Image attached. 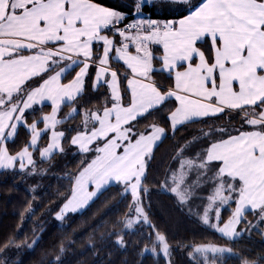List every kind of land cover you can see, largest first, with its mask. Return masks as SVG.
Returning <instances> with one entry per match:
<instances>
[{
    "label": "snow or ice",
    "instance_id": "1",
    "mask_svg": "<svg viewBox=\"0 0 264 264\" xmlns=\"http://www.w3.org/2000/svg\"><path fill=\"white\" fill-rule=\"evenodd\" d=\"M145 2L164 15H178L179 10L187 14L154 19L151 12L144 13ZM97 44H102V51L94 50ZM153 45L162 50L158 53ZM113 61L122 62L125 71L121 73ZM91 65L96 66L93 89L106 85L108 96L103 107L83 111L81 130L71 137L85 159L68 176L72 183L57 218L119 182L122 196L132 198L125 226L142 221L156 228L143 207L141 191H148L143 184L146 160L166 130L157 123L142 129L137 124L138 118L158 112L174 98L166 117L173 134L177 127L225 112L239 116L242 123L198 129L199 134L178 150L179 167L166 176L171 192L181 204L206 199L189 213L233 242L250 231L248 226L238 228L242 222L258 226L247 221L249 210H258L257 221L264 223V0H129L125 10L105 0H0V169H15L18 163L20 170L31 166L35 172L33 150L38 149L42 159L50 158L54 150L64 151L65 133L55 129L81 114L77 100L84 94ZM156 72L166 73L172 83L157 81ZM46 100L51 101V111L28 123L26 110L35 111L33 105ZM65 103L74 107L58 118ZM21 124L30 138L11 152L7 141L14 140ZM48 129L51 136L41 148L38 141ZM201 141L206 148L193 157L184 156L188 145ZM193 171L196 177L189 184ZM209 183L206 197H193V187ZM225 209L230 212L227 218L222 215ZM117 241L125 243L122 236ZM13 243L9 238L4 248ZM186 247L192 249L188 255L193 260L201 258L199 264H217L226 253L237 256L240 264L264 260V254L249 259L210 241ZM144 250L167 258L171 245L164 232L155 230L151 248L145 244ZM59 251H64L62 244ZM54 264H62L59 256Z\"/></svg>",
    "mask_w": 264,
    "mask_h": 264
},
{
    "label": "trees",
    "instance_id": "2",
    "mask_svg": "<svg viewBox=\"0 0 264 264\" xmlns=\"http://www.w3.org/2000/svg\"><path fill=\"white\" fill-rule=\"evenodd\" d=\"M126 1L105 0L109 6H120L121 10H125ZM143 11L145 14L151 12L152 18L163 19L179 18V15L187 14L181 12L178 15H164L157 13L148 4L144 5ZM96 48L101 51L100 46L96 45L94 50ZM153 48L158 53L161 51L158 46ZM155 63L159 68L160 62ZM113 66L124 69L121 63L117 64L115 61ZM78 69L79 66L75 71ZM95 71V67L92 66L86 76L84 94L77 100L81 114L58 125L65 133L61 143L64 151H57L50 158L42 159L39 150H33L35 172H32L31 166L23 171L18 167L0 170V264H54L57 256L60 257L62 264H169L168 258L162 253L157 255L150 250H144L145 244L151 248L155 230L166 234L171 245L169 258L172 264H199L201 260L199 256L193 260L188 255L192 249L186 245L193 242L210 241L227 245L235 252H242L249 259H257L259 254H264V223L257 221L258 210L245 213L247 221L258 226L251 227L242 222L240 228L248 226L250 231L244 232L233 242L203 224L195 213H189V208L206 204V199L193 198L190 204H181L171 192L172 184L170 180L166 181V176L171 175L170 169L179 167V160L176 159L178 150L186 141L199 134L198 129L223 124L239 127L242 123L239 116L225 112L211 120L177 127L173 134L170 121L166 117L168 110L174 106V99L158 112L138 118L137 124V127L142 129L146 124L157 123L166 130L164 138L154 148L153 155L146 160L147 178L143 180V184L148 191L146 193L141 191L143 207L156 228L153 229L142 221L136 222L131 228L125 226V216L132 198L130 194L122 196L123 188L120 183L109 185L83 210L68 213L63 219L56 217L69 194L72 181L68 176L74 173L81 160L85 159V155L71 144V137L76 131L81 130L79 126L83 119V111L95 110L97 106L103 107L108 96L106 85L93 89ZM74 74V71L69 73L66 80L71 79ZM154 78L165 86L172 83L164 72L154 73ZM124 84L126 80H123L122 88ZM72 107H74L72 104H63L58 117H64ZM33 108L35 111H26L28 123H31L34 117L51 111L49 104L35 105ZM38 127L42 128L43 123L38 124ZM29 138L30 133L23 125L20 126L14 140L7 141L9 151H18ZM48 141L49 135H43L39 141L40 147H45ZM206 147L204 141L188 145L184 156L193 157L196 152ZM195 177L196 174L188 183L191 184ZM211 187L210 183L206 187H193V197H206ZM222 215L227 218L230 212L225 209ZM149 233L152 234V238L149 237ZM117 236L123 237L125 241L123 245L117 241ZM9 238L15 243L4 248L5 241ZM61 244L64 246L63 253L59 251ZM209 258H212V254H209ZM217 264H240V259L232 253H226L219 256ZM260 264H264V260H261Z\"/></svg>",
    "mask_w": 264,
    "mask_h": 264
},
{
    "label": "crops",
    "instance_id": "3",
    "mask_svg": "<svg viewBox=\"0 0 264 264\" xmlns=\"http://www.w3.org/2000/svg\"><path fill=\"white\" fill-rule=\"evenodd\" d=\"M166 19H174V18L170 17V18H166ZM107 34H108L109 36H111V35H112V32L109 31ZM116 39L119 40V37L117 36ZM97 46H100V47H101V51H102V44H97ZM153 46H158V47L162 50V46H160V45H153ZM130 50L134 51V48H132V49H130ZM120 63L123 65L122 62H120ZM92 66H94V67L96 68L95 65H91V66L89 67V70L91 69ZM123 67H124L123 70L120 69L121 73H123V72L125 71V66L123 65ZM78 70H79V69H78ZM89 70H88V72H89ZM95 72H96V71H95ZM94 78H95V77H94ZM101 85H103V84H101ZM172 99H174V98H172ZM45 104H49V105H51V101L46 100V101H44V102H42V103H37V104H35V105H39V106H40V105H45ZM35 105H33V106H35ZM26 111H27V110H26ZM58 114H59V113H58ZM58 118H59V117H58ZM58 125H59V124H58ZM58 125L56 126V129H55V130H56V131H62V130H60V129L58 128ZM20 126H22V124H21ZM20 126H19V127H20ZM43 127H44V125H43ZM43 127H42V128H43ZM51 131H52L51 129H48V130L46 131V133H45V134H48V135H49V138H50V136H51ZM45 134H44V135H45ZM164 136H165V134L162 136L161 140L164 138ZM41 138H42V137H41ZM62 139H63V138H62ZM11 140H12V139L10 138L9 141H11ZM40 140H41V139H40ZM40 140H39V141H40ZM161 140H160V141H161ZM39 141H38V143H39ZM160 141H158L157 144L154 145V148L158 145V143H159ZM61 143H62V140H61ZM74 146H75V145H74ZM75 147L78 148V146H75ZM30 150H31V149H30ZM57 151H59V150H54V153H56ZM44 159H48V158H44ZM16 167L19 168L18 163H17ZM0 170H4V169H0ZM114 183H119V182H112L110 185H112V184H114ZM107 187H108V186H107ZM93 199H94V198H93ZM93 199H92V200H93ZM92 200H90L89 203H90ZM89 203H88V204H89ZM88 204H87V205H88ZM87 205H84L83 207H81L80 209H78V210L75 211V212H79L80 210H83ZM249 211H253V210H249ZM69 213H74V212H69ZM66 214H68V213H66ZM66 214H65V215H66ZM56 217H57V216H56ZM58 219H59V218H58ZM238 228H240V225L238 226Z\"/></svg>",
    "mask_w": 264,
    "mask_h": 264
},
{
    "label": "rangeland",
    "instance_id": "4",
    "mask_svg": "<svg viewBox=\"0 0 264 264\" xmlns=\"http://www.w3.org/2000/svg\"><path fill=\"white\" fill-rule=\"evenodd\" d=\"M129 2V0H127L126 2H125V6L127 5V3ZM145 4H147V2H145ZM154 8V10L157 12V13H160L159 12V10L156 8V7H153ZM181 12H184L183 10H179V13H181ZM154 19H163V18H154ZM174 19H178V18H174ZM95 70H96V68H95ZM194 172V171H193ZM194 174H195V172H194ZM194 174H190L191 175V177H193L194 178ZM81 211V210H80ZM168 258V260H170V258L169 257H167ZM171 261V260H170ZM171 264H172V262H171Z\"/></svg>",
    "mask_w": 264,
    "mask_h": 264
},
{
    "label": "built area",
    "instance_id": "5",
    "mask_svg": "<svg viewBox=\"0 0 264 264\" xmlns=\"http://www.w3.org/2000/svg\"><path fill=\"white\" fill-rule=\"evenodd\" d=\"M129 22V21H128ZM128 22H126V23H128Z\"/></svg>",
    "mask_w": 264,
    "mask_h": 264
}]
</instances>
